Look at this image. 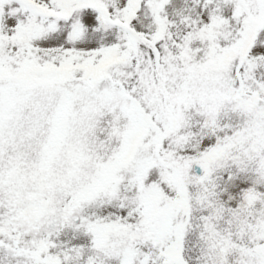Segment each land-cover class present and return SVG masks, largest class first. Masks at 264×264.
I'll use <instances>...</instances> for the list:
<instances>
[{
    "label": "snow or ice",
    "instance_id": "6c2138e0",
    "mask_svg": "<svg viewBox=\"0 0 264 264\" xmlns=\"http://www.w3.org/2000/svg\"><path fill=\"white\" fill-rule=\"evenodd\" d=\"M0 264H264V0H0Z\"/></svg>",
    "mask_w": 264,
    "mask_h": 264
}]
</instances>
